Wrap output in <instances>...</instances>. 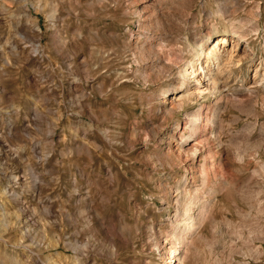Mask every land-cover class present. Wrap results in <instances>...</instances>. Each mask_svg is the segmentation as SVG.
<instances>
[{
    "label": "rangeland",
    "instance_id": "obj_1",
    "mask_svg": "<svg viewBox=\"0 0 264 264\" xmlns=\"http://www.w3.org/2000/svg\"><path fill=\"white\" fill-rule=\"evenodd\" d=\"M239 1L0 0V264H173L178 199L198 193L182 264H264V80L240 86L264 72V0L261 17ZM218 8L253 64L186 107L203 105L191 133L169 94L228 27Z\"/></svg>",
    "mask_w": 264,
    "mask_h": 264
},
{
    "label": "bare ground",
    "instance_id": "obj_2",
    "mask_svg": "<svg viewBox=\"0 0 264 264\" xmlns=\"http://www.w3.org/2000/svg\"><path fill=\"white\" fill-rule=\"evenodd\" d=\"M236 1L238 2L239 0H236ZM253 4L254 5L252 7H254V9L256 10L254 14L256 13L257 17H261L263 13L262 0H254ZM226 12L227 10L225 8L224 10L220 8L216 10V14L228 26L227 28L224 29L223 31L224 34H221L220 36H218L216 40H214L212 43L207 42V41L205 42L204 40L201 43L196 42V45L195 46L193 45L194 47L189 50L191 52L192 57L184 61L183 66L181 67L179 66L180 67L179 72L178 71L177 72H178L180 88L179 90H177V88L173 89L172 91H170L171 93L169 94L170 95L169 99H170V102L172 103V106H171L172 111H175L176 108L180 110H186V107L189 106L190 104L194 102H199L200 100L206 97H213L216 94L221 95L219 100L217 101L222 102L223 100L227 99L226 98L227 94H225L226 91L224 92V89L226 86L224 84L223 85L221 84L222 82H220L219 75H222V74L232 75V73H234L237 68L243 67L245 63L250 64V65L253 64V53H251V51L249 50L251 48L250 46L251 39H250V35L248 34L249 30L244 28V26L242 25V22L244 20L242 22H239L241 24L239 23L236 24L235 22H232V21L230 22L229 19L227 20ZM135 13H137L139 27H142L143 22H144V18H143L144 14L140 10H137ZM245 24L247 25V23ZM247 26L249 27L250 25H247ZM254 29H255V32L259 34V27H256ZM139 35L141 36V34ZM231 38H234V41L232 45L229 46L226 43ZM160 39H163V37H160ZM244 40H246L248 45L245 47H241V41H244ZM152 46L153 45H151L150 48H152ZM148 51H150V53L152 52L151 49ZM252 52H253V49H252ZM158 58L160 60L161 57H158ZM171 66H172L171 64H169L168 62L166 63L165 61V64L161 66L162 71L169 74L172 70ZM255 70L256 71H255L254 79L250 81L246 80L245 82L241 83L240 86L244 90L252 91L255 88H257L258 85H261V83H263L264 72L261 73L262 70L259 71L258 67ZM259 74H260L259 78L262 77V79L260 80L259 78L258 79L256 78V76ZM166 93L167 91H164V90L161 91V94H166ZM186 115L189 117L188 126L192 131L191 133H197L199 129V124L203 120V105L201 104V106L197 110H194L191 112L189 110H186ZM213 116H217V115H213ZM195 145H192V148L191 149L189 148V149L191 151L190 153H193V155L196 156L199 153V148L196 147ZM196 192L198 193V191ZM198 194L191 197V199L189 200V203L187 201L188 205L186 206V208H184V211L182 210L183 209L182 207H184L182 206L183 201L180 200L181 198L178 199V205L176 206V215H175V218L172 219V223L175 225L176 227L175 230L177 232L176 231L173 233L171 232L172 234L170 236V241L168 242L169 246H167V248L170 250V255H171L170 262H173V264H182L183 257L186 258L185 255L186 253L188 254V252L186 251H187L188 245H190L189 244V232L192 234V232L197 227L196 226L197 217L195 216V212L193 214L192 212L194 211L193 207L196 206L197 202L200 200L199 198L200 195ZM205 206L206 205L204 204V206H202V209L200 208L201 209L200 216H201V213H203L204 208H206ZM182 222L185 223V224L183 223L185 229H183V231L181 232L180 225Z\"/></svg>",
    "mask_w": 264,
    "mask_h": 264
}]
</instances>
